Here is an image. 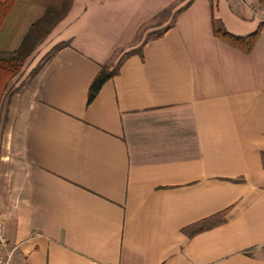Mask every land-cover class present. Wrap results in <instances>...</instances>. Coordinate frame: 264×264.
I'll return each mask as SVG.
<instances>
[{
	"label": "crops",
	"instance_id": "1",
	"mask_svg": "<svg viewBox=\"0 0 264 264\" xmlns=\"http://www.w3.org/2000/svg\"><path fill=\"white\" fill-rule=\"evenodd\" d=\"M55 1L0 4V44ZM34 57L0 74L8 264H264V0H73Z\"/></svg>",
	"mask_w": 264,
	"mask_h": 264
},
{
	"label": "trees",
	"instance_id": "2",
	"mask_svg": "<svg viewBox=\"0 0 264 264\" xmlns=\"http://www.w3.org/2000/svg\"><path fill=\"white\" fill-rule=\"evenodd\" d=\"M15 1L17 0H0V4H7V6H11V4L15 3ZM72 4L73 0H56L48 5L44 15L29 29L24 40L16 49L11 50V44H0V74L3 78L4 89L7 87L9 80L22 69L28 57L65 17ZM0 13L6 14L8 11H0ZM213 29L216 35L222 37L243 51L249 52L253 48L260 34L261 26H259V28L253 33L246 36H236L227 31L219 20L213 18ZM62 45H64L63 42L55 46L43 59L36 70L40 68L50 55L54 51L58 50ZM117 72L118 66L113 70H111L109 66L102 67L101 71L91 84L88 103H91L94 100L103 84Z\"/></svg>",
	"mask_w": 264,
	"mask_h": 264
},
{
	"label": "rangeland",
	"instance_id": "3",
	"mask_svg": "<svg viewBox=\"0 0 264 264\" xmlns=\"http://www.w3.org/2000/svg\"><path fill=\"white\" fill-rule=\"evenodd\" d=\"M45 41V40H44ZM43 41V42H44ZM42 42V43H43ZM42 43L35 49V51L28 57V59L25 61L24 66L22 69L12 78L9 80L8 85L5 89H8V92L13 89V92L17 90L22 84L26 81V79L29 77L30 74H32V71L29 73V75H26V72H28L29 68L33 65L35 57L32 58L33 54L35 55L36 50L42 45ZM48 54V53H47ZM47 54L40 59L34 66L32 70H36V68L41 64L43 59L47 56ZM10 85V86H9ZM9 87V88H8Z\"/></svg>",
	"mask_w": 264,
	"mask_h": 264
},
{
	"label": "built area",
	"instance_id": "4",
	"mask_svg": "<svg viewBox=\"0 0 264 264\" xmlns=\"http://www.w3.org/2000/svg\"><path fill=\"white\" fill-rule=\"evenodd\" d=\"M0 249H2L3 251H5L4 257H0V264H8L12 252L8 251V242H7V238L5 236V232H4V225H3V221L0 219Z\"/></svg>",
	"mask_w": 264,
	"mask_h": 264
}]
</instances>
